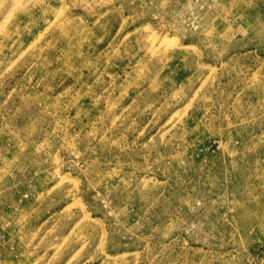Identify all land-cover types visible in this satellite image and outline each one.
<instances>
[{
    "label": "rangeland",
    "instance_id": "rangeland-1",
    "mask_svg": "<svg viewBox=\"0 0 264 264\" xmlns=\"http://www.w3.org/2000/svg\"><path fill=\"white\" fill-rule=\"evenodd\" d=\"M0 264H264V0H0Z\"/></svg>",
    "mask_w": 264,
    "mask_h": 264
}]
</instances>
